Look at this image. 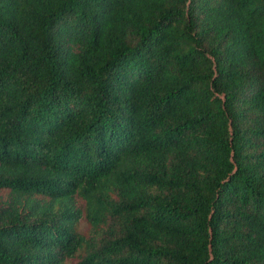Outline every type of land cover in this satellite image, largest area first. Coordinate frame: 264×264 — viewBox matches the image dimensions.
<instances>
[{"label": "trees", "instance_id": "obj_1", "mask_svg": "<svg viewBox=\"0 0 264 264\" xmlns=\"http://www.w3.org/2000/svg\"><path fill=\"white\" fill-rule=\"evenodd\" d=\"M0 264H264V0H0Z\"/></svg>", "mask_w": 264, "mask_h": 264}, {"label": "rangeland", "instance_id": "obj_2", "mask_svg": "<svg viewBox=\"0 0 264 264\" xmlns=\"http://www.w3.org/2000/svg\"><path fill=\"white\" fill-rule=\"evenodd\" d=\"M85 227V223L82 222V224L80 225L81 230L85 229Z\"/></svg>", "mask_w": 264, "mask_h": 264}]
</instances>
